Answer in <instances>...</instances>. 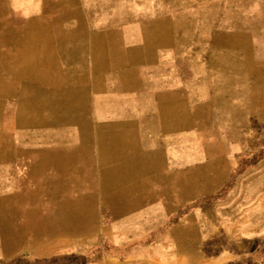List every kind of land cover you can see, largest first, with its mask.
Returning a JSON list of instances; mask_svg holds the SVG:
<instances>
[{"label":"crops","instance_id":"1","mask_svg":"<svg viewBox=\"0 0 264 264\" xmlns=\"http://www.w3.org/2000/svg\"><path fill=\"white\" fill-rule=\"evenodd\" d=\"M53 5L65 10L74 4L62 0ZM47 7L26 4L31 13ZM64 16L53 22L26 19L15 26L34 32L23 52L12 45L0 47L3 55L19 50L10 57L30 76H20L10 89L12 104L25 102L27 94L31 103L25 104L33 109L16 114L13 126L27 164L40 162L44 179L50 156L57 154L60 170L52 196L73 203L79 217L98 204L107 218L120 220L122 234L130 220H154L152 230L144 231L140 223L137 230H128L143 236L132 240L139 246L159 244L155 249L184 253L209 249L204 208L212 197L219 198L221 189L210 195V175L203 173L209 164L195 166V156H202L195 142L204 136L212 100L203 98L201 89L194 92L193 70L179 72L177 40L168 23L138 19L118 30L109 24L99 31L91 18ZM7 22L0 26L15 28ZM9 145L22 150L14 141Z\"/></svg>","mask_w":264,"mask_h":264},{"label":"rangeland","instance_id":"2","mask_svg":"<svg viewBox=\"0 0 264 264\" xmlns=\"http://www.w3.org/2000/svg\"><path fill=\"white\" fill-rule=\"evenodd\" d=\"M60 1L0 0V24L21 27L26 19L64 14L73 19L83 14L99 31L138 19L168 23L177 40L179 72L193 70L194 92L201 89L202 97L212 100L204 113V136L195 142V150H202L195 166L209 164L203 173L210 175V195L221 189L219 198L203 207L209 249L184 253L155 249L159 244L139 246L132 240L143 236L128 230L139 223L152 230L154 220H130L122 234L120 220L107 218L98 204L79 217L73 203H60L52 196L60 170L57 154L50 156L44 179L40 162L27 164L26 150L15 139L18 105L6 94L0 95V264H264V0H70L74 5L65 10L53 5ZM27 3L50 7L31 13ZM4 25L0 47L6 30L14 36L27 28ZM12 42L18 49L19 40ZM18 52L0 54V82L12 78L10 63L16 67L17 59L10 56ZM11 141L22 150H11Z\"/></svg>","mask_w":264,"mask_h":264},{"label":"bare ground","instance_id":"3","mask_svg":"<svg viewBox=\"0 0 264 264\" xmlns=\"http://www.w3.org/2000/svg\"><path fill=\"white\" fill-rule=\"evenodd\" d=\"M66 8V7H65ZM75 8V7H74ZM63 9V8H62ZM51 10V9H50ZM82 11V10H81ZM50 13V12H49ZM54 13V12H53ZM60 15V14H59ZM58 15V16H59ZM85 15V14H84ZM63 17H65V16H63ZM82 17H83V14H82ZM231 17H233V16H229V18H231ZM51 18H53V17H51ZM81 18V17H80ZM228 18V17H227ZM228 18V19H229ZM234 18H237V16L235 17L234 16ZM50 20V19H49ZM52 20V19H51ZM68 21H70V20H68ZM50 22V21H49ZM52 22H53V20H52ZM51 22V23H52ZM61 22H63V21H61ZM71 22V21H70ZM82 22H85V21H82ZM65 23H67V21L65 22ZM60 24H62V23H60ZM64 24V23H63ZM69 24V23H68ZM67 24V25H68ZM84 25V24H83ZM59 26V25H58ZM78 27V26H77ZM240 27H242V28H244V29H246V27H244V26H242V25H240ZM56 28V27H55ZM58 28V27H57ZM63 28V27H62ZM80 28V27H79ZM83 28V27H82ZM56 30V29H55ZM60 30V29H59ZM64 30V29H63ZM6 31H8V33H6L4 36H3V38L1 37V39H2V42H3V44L5 45V46H11L12 45V41L13 40H19V44H18V49L19 50H25L26 48H27V46L29 45V44H31V37H30V35H29V30H28V28H24L23 30H19V33L17 32L14 36H13V33H11L10 34V30H6ZM64 33H65V31H64ZM60 35V34H59ZM13 36V37H12ZM1 41V40H0ZM56 45V44H55ZM58 48V47H57ZM24 54V53H23ZM20 61H22L24 64H26V62H27V60L25 59V58H23V59H20ZM23 63H19V66H22L23 65ZM10 75L12 76V78L10 79V81L8 82V83H3V82H0V95H6V94H12V92L10 91V89H11V87L14 85V84H16L17 82H18V80H19V77L20 76H22L24 79L25 78H27V77H29V79H30V76L28 75V72H26V70L25 69H23L22 70V72H21V69H20V67H18V68H16V67H14V65H11V63H10ZM22 83V82H21ZM22 86H24V84H22ZM29 86V85H28ZM30 88V87H29ZM31 89V88H30ZM26 91V90H25ZM25 91H23V92H25ZM33 92H35V91H33ZM57 92V91H56ZM37 93H38V91H37ZM35 94V93H34ZM39 94V93H38ZM37 94V95H38ZM13 95L15 96V94L13 93ZM27 95V94H26ZM26 95L25 96H23L22 97V100H25V102L26 103H31L30 102V100H27L28 98V96L26 97ZM33 95V94H32ZM6 98V96H1V99H5ZM18 99H19V97H17ZM36 98H38V96L36 97ZM19 100H21V99H19ZM25 102H23V103H21V101H19V105L17 106V115H24L25 114V112H33V109L32 108H29V107H27L26 106V104H25ZM56 104H57V102H56ZM55 107V106H54ZM14 108V107H13ZM124 175V174H123ZM118 176V175H117ZM112 181V180H111ZM125 181V180H124ZM192 194V193H191ZM182 244V243H181Z\"/></svg>","mask_w":264,"mask_h":264},{"label":"trees","instance_id":"4","mask_svg":"<svg viewBox=\"0 0 264 264\" xmlns=\"http://www.w3.org/2000/svg\"><path fill=\"white\" fill-rule=\"evenodd\" d=\"M263 259H264V253H263ZM264 261V260H263Z\"/></svg>","mask_w":264,"mask_h":264}]
</instances>
